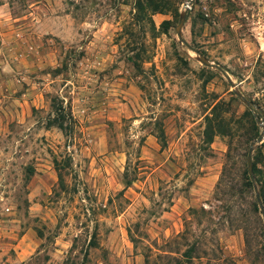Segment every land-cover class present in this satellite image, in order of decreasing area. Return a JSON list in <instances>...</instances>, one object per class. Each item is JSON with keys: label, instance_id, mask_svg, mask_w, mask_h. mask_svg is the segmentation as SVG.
Returning <instances> with one entry per match:
<instances>
[{"label": "rangeland", "instance_id": "obj_1", "mask_svg": "<svg viewBox=\"0 0 264 264\" xmlns=\"http://www.w3.org/2000/svg\"><path fill=\"white\" fill-rule=\"evenodd\" d=\"M133 2L0 0V264H264V0Z\"/></svg>", "mask_w": 264, "mask_h": 264}, {"label": "trees", "instance_id": "obj_2", "mask_svg": "<svg viewBox=\"0 0 264 264\" xmlns=\"http://www.w3.org/2000/svg\"><path fill=\"white\" fill-rule=\"evenodd\" d=\"M166 0H146V3H144L142 0H134L133 2V14H132V19L135 22H141L145 17L149 18L148 15V8H150L153 11L156 10H161L162 7L164 6ZM128 32H130L129 29H127ZM134 54V53H133ZM133 64L137 67L138 64L135 60H133ZM50 105L52 107V115L48 116L46 119V125H55L56 127H58L61 132L64 135H68L70 134V132L72 131V125H73V119H72V115L71 112L69 110V107L67 104H63L62 100L58 97L52 96L50 98ZM217 105L213 104L210 108L209 113H205L203 115V119L205 121V125L204 128L202 130V141L204 142V144H208L211 140H212V136L215 132H223V127L227 130H229V126H228V122L227 119L225 121L224 117L219 113L218 110H216ZM249 110L246 109L243 113V115L239 116V117H235L234 122H240L242 118L247 116L246 114H249ZM226 132V131H225ZM224 132V133H225ZM163 132L160 130V133L156 135L157 138H159L160 141V145H162L164 143L163 141ZM205 147V145H203ZM230 145L227 146V151H226V158L228 159L230 157ZM66 159H68V156L66 157ZM53 164H54V168L57 171V177H58V181L61 182V172L59 170V165H58V161L57 159L53 158ZM252 166V171L253 174H255V167H254V163H251ZM27 171H30V169H28ZM226 173V168L223 167L220 176H219V183L225 179L224 175ZM242 182L241 184L243 186H245L246 188H248V190L250 191L251 195H252V201H251V207L253 210L257 211V201L254 195V190H253V182L249 179L248 175H247V171H246V167H242ZM254 181L257 183V193L260 197V200L264 206V176L261 177H257L256 174L254 175ZM182 255L184 257H188L189 253L188 251H183ZM177 263H180L179 260H177Z\"/></svg>", "mask_w": 264, "mask_h": 264}, {"label": "water", "instance_id": "obj_3", "mask_svg": "<svg viewBox=\"0 0 264 264\" xmlns=\"http://www.w3.org/2000/svg\"><path fill=\"white\" fill-rule=\"evenodd\" d=\"M188 3H190V0H186V2L184 3L185 6L188 5ZM185 19V13H180L178 19H177V24H176V27H175V32L177 34V37L179 40L182 41V37L180 36V26H181V23L184 21ZM199 59L206 65H214V63H212L211 61L207 60L203 55H199ZM239 95L241 93L237 92ZM244 102L246 103V105H249L250 102L248 99H244ZM261 116H263V113H261ZM264 131V127H262V130L261 132L253 139L249 142L248 144V148H247V152H246V171H247V175L249 177V179L254 183V175H253V172H252V166H251V152H252V148H253V145L254 143H257V142H260L261 141V138H262V133ZM253 190H254V195H255V198H256V201H257V204H258V208L260 210V214H261V217H262V220H263V223H264V208H263V204L260 200V197L257 193V188L256 186L254 185L253 186Z\"/></svg>", "mask_w": 264, "mask_h": 264}]
</instances>
